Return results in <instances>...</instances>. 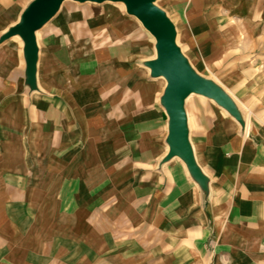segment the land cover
<instances>
[{
    "label": "crops",
    "instance_id": "crops-1",
    "mask_svg": "<svg viewBox=\"0 0 264 264\" xmlns=\"http://www.w3.org/2000/svg\"><path fill=\"white\" fill-rule=\"evenodd\" d=\"M27 1L0 0V37ZM179 3L177 44L244 123L186 100L207 189L164 163L154 38L123 4L66 1L36 34L37 90L22 41L0 44V264H264V0Z\"/></svg>",
    "mask_w": 264,
    "mask_h": 264
},
{
    "label": "water",
    "instance_id": "water-1",
    "mask_svg": "<svg viewBox=\"0 0 264 264\" xmlns=\"http://www.w3.org/2000/svg\"><path fill=\"white\" fill-rule=\"evenodd\" d=\"M66 1L79 4H123L128 15L136 18L143 28L154 38L156 58L146 66L154 78H163L166 87L160 99L168 116L167 145L169 151L164 163L180 159L191 177L207 189V178L196 163L189 140L186 100L202 96L214 101L228 112L242 126L241 114L231 97L214 81L201 76L191 65L177 44V30L167 13L161 9L159 0H33L23 11L19 22L0 37V44L14 37L23 41L26 62V84L37 90L36 74L38 44L36 34L60 11Z\"/></svg>",
    "mask_w": 264,
    "mask_h": 264
},
{
    "label": "rangeland",
    "instance_id": "rangeland-1",
    "mask_svg": "<svg viewBox=\"0 0 264 264\" xmlns=\"http://www.w3.org/2000/svg\"><path fill=\"white\" fill-rule=\"evenodd\" d=\"M32 1H33V0H28V1L26 2V4H25V7H24V8H26V7H27V4H28V3L30 4ZM179 2H182V0H159V1H158V6H159L161 9H163L164 11H167V9H168V7L170 6V4L178 5ZM29 4H28V5H29ZM179 4H180V3H179ZM117 6H120V7L124 8V5H117ZM177 41H178V43H179V45H180V43H181L180 38H178ZM263 250H264V249H263ZM252 257H253V258H257L256 255H253ZM254 264H256V263H254Z\"/></svg>",
    "mask_w": 264,
    "mask_h": 264
},
{
    "label": "bare ground",
    "instance_id": "bare-ground-1",
    "mask_svg": "<svg viewBox=\"0 0 264 264\" xmlns=\"http://www.w3.org/2000/svg\"><path fill=\"white\" fill-rule=\"evenodd\" d=\"M157 5H158V3H157ZM124 7H125V6H124ZM16 38H19V39L21 40V38H20V37H18V36H17ZM21 41H22V40H21ZM22 43H23V41H22ZM23 46H24V45H23ZM162 79H163V78H162ZM163 80H164V79H163Z\"/></svg>",
    "mask_w": 264,
    "mask_h": 264
}]
</instances>
